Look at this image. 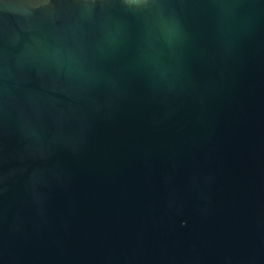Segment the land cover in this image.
<instances>
[{"label": "water", "instance_id": "obj_1", "mask_svg": "<svg viewBox=\"0 0 264 264\" xmlns=\"http://www.w3.org/2000/svg\"><path fill=\"white\" fill-rule=\"evenodd\" d=\"M0 264H264V0H0Z\"/></svg>", "mask_w": 264, "mask_h": 264}]
</instances>
